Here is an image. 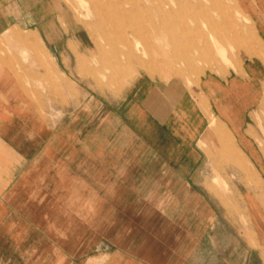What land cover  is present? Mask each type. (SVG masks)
Wrapping results in <instances>:
<instances>
[{
  "label": "crops",
  "instance_id": "0c3cea01",
  "mask_svg": "<svg viewBox=\"0 0 264 264\" xmlns=\"http://www.w3.org/2000/svg\"><path fill=\"white\" fill-rule=\"evenodd\" d=\"M256 28L261 49L226 77L139 72L104 107L83 112L79 91L38 123L0 97V264H264V148L252 102L234 112L264 86Z\"/></svg>",
  "mask_w": 264,
  "mask_h": 264
},
{
  "label": "rangeland",
  "instance_id": "374dc122",
  "mask_svg": "<svg viewBox=\"0 0 264 264\" xmlns=\"http://www.w3.org/2000/svg\"><path fill=\"white\" fill-rule=\"evenodd\" d=\"M257 22L264 0H0V97L23 99L38 123L79 91L83 112L104 107L139 72L190 86L226 77L261 49ZM244 86L234 112L252 102L249 127L264 148V86ZM210 131L230 132L214 115Z\"/></svg>",
  "mask_w": 264,
  "mask_h": 264
},
{
  "label": "bare ground",
  "instance_id": "6f19581e",
  "mask_svg": "<svg viewBox=\"0 0 264 264\" xmlns=\"http://www.w3.org/2000/svg\"><path fill=\"white\" fill-rule=\"evenodd\" d=\"M167 1V0H166ZM165 4H166V2H165ZM169 4V3H168ZM167 5V4H166ZM165 5V6H166ZM161 6V5H160ZM162 7V6H161ZM170 7V6H169ZM204 25V24H203ZM210 129V128H209ZM207 131H208V129H207ZM209 132V131H208ZM206 134V133H205ZM210 134V133H209ZM209 134H207L208 136H209ZM206 136V135H205ZM205 138V137H204ZM210 139V138H209ZM207 142V141H206Z\"/></svg>",
  "mask_w": 264,
  "mask_h": 264
}]
</instances>
